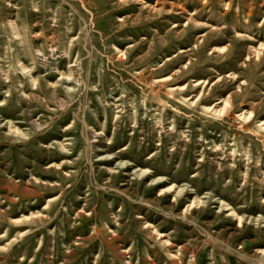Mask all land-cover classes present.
Masks as SVG:
<instances>
[{"label":"rangeland","instance_id":"rangeland-1","mask_svg":"<svg viewBox=\"0 0 264 264\" xmlns=\"http://www.w3.org/2000/svg\"><path fill=\"white\" fill-rule=\"evenodd\" d=\"M0 264H264V0H0Z\"/></svg>","mask_w":264,"mask_h":264}]
</instances>
